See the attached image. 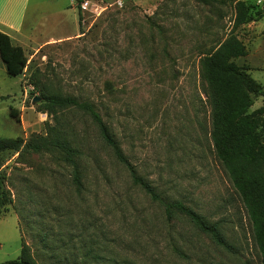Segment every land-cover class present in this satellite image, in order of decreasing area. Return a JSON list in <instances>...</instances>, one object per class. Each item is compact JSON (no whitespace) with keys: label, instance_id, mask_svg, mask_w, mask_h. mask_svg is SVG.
I'll use <instances>...</instances> for the list:
<instances>
[{"label":"rangeland","instance_id":"rangeland-1","mask_svg":"<svg viewBox=\"0 0 264 264\" xmlns=\"http://www.w3.org/2000/svg\"><path fill=\"white\" fill-rule=\"evenodd\" d=\"M236 1L128 0L78 26L75 0H29L12 39L27 65L8 73L0 58V138L44 135L58 122L81 176L77 185L72 167L49 152H0L12 198L0 215V263L16 260L25 242L37 264H261L244 205L213 152L200 76L199 59L229 33ZM246 1L263 13L236 29L247 54L235 62L264 87V7ZM32 74L49 91L93 103L160 198L218 222L230 248L134 184L88 113L39 110ZM262 101L254 97L251 109Z\"/></svg>","mask_w":264,"mask_h":264},{"label":"trees","instance_id":"trees-1","mask_svg":"<svg viewBox=\"0 0 264 264\" xmlns=\"http://www.w3.org/2000/svg\"><path fill=\"white\" fill-rule=\"evenodd\" d=\"M76 10L81 25L78 7ZM235 15L227 36L214 48L204 51L199 59L200 76L204 93L210 106V140L215 157L223 166L235 192L240 197L252 226L254 242L264 264V87L248 72L249 67L235 62L245 56L247 49L235 33L236 29L250 21L258 20L263 11L255 10L246 0L234 3ZM0 58L8 73H21L27 65V57L21 46L13 44L11 37L0 31ZM33 87L39 91L41 108L49 114L56 110L75 107L88 113L98 127L105 143L115 157L129 171L132 182L138 185L152 200L158 201L169 214L172 210L183 213L200 231L208 234L218 245L230 248L219 230L218 222H208L201 214L182 203L163 201L149 181L140 176L124 155L118 141L96 111L93 103L73 95H63L47 90L32 74ZM254 97H261L262 104L254 109ZM13 151L18 156L26 152H49L72 167L73 181L80 185V169L66 132L57 124L46 127V133L0 138V152ZM1 167V163H0ZM6 186V175L0 171V215L11 202ZM0 264H37L29 246L23 242L16 260Z\"/></svg>","mask_w":264,"mask_h":264},{"label":"crops","instance_id":"crops-1","mask_svg":"<svg viewBox=\"0 0 264 264\" xmlns=\"http://www.w3.org/2000/svg\"><path fill=\"white\" fill-rule=\"evenodd\" d=\"M28 4L29 0H0V31L7 33L11 39L20 33L25 25ZM46 18H42L43 22L47 21L48 18ZM77 23L79 26L78 14ZM53 37L56 38L55 40H60L69 37V34L54 35Z\"/></svg>","mask_w":264,"mask_h":264},{"label":"built area","instance_id":"built-area-1","mask_svg":"<svg viewBox=\"0 0 264 264\" xmlns=\"http://www.w3.org/2000/svg\"><path fill=\"white\" fill-rule=\"evenodd\" d=\"M128 0H80L78 7L81 14V24H84V16L91 18L100 16L108 7H122ZM256 3L264 7V0H256Z\"/></svg>","mask_w":264,"mask_h":264},{"label":"water","instance_id":"water-1","mask_svg":"<svg viewBox=\"0 0 264 264\" xmlns=\"http://www.w3.org/2000/svg\"><path fill=\"white\" fill-rule=\"evenodd\" d=\"M39 99V97H35V99L34 100H38Z\"/></svg>","mask_w":264,"mask_h":264}]
</instances>
